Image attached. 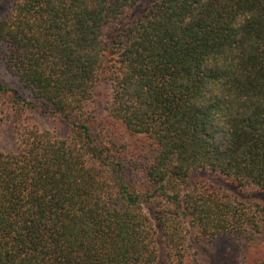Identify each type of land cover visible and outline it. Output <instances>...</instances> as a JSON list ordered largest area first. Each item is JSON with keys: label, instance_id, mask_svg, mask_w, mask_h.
<instances>
[{"label": "trees", "instance_id": "trees-1", "mask_svg": "<svg viewBox=\"0 0 264 264\" xmlns=\"http://www.w3.org/2000/svg\"><path fill=\"white\" fill-rule=\"evenodd\" d=\"M139 1L0 12V130L17 139L0 148V264H157L159 246L203 264L191 240L264 237V201L195 181L264 195V0H151L129 22Z\"/></svg>", "mask_w": 264, "mask_h": 264}, {"label": "rangeland", "instance_id": "rangeland-1", "mask_svg": "<svg viewBox=\"0 0 264 264\" xmlns=\"http://www.w3.org/2000/svg\"><path fill=\"white\" fill-rule=\"evenodd\" d=\"M14 0H0V12H4L12 4ZM151 0H140L135 8L128 16V21H133L139 14H141ZM3 71V69H2ZM4 73V71H3ZM8 81L10 78L5 75ZM111 91L110 83L106 78L101 77L94 88L95 101L90 104V110L93 115L103 116L105 113V106L107 98ZM34 122L41 128H47L59 132L60 135L65 134V127L56 121L33 114ZM13 120H6L2 124L0 130V148L4 151L13 148L16 145L17 139L15 136ZM196 182H208L210 184L221 185L222 189L227 192H237L240 198L246 200L258 199L264 201L263 194L237 191L231 186L211 174L198 173L195 174ZM226 189V190H225ZM250 193V194H249ZM192 247L196 251L197 256L203 264H251L255 260L264 258V237L256 239H248L245 236L234 233L222 234L214 238L212 241L206 240H191ZM157 264L163 263V250L159 246V256Z\"/></svg>", "mask_w": 264, "mask_h": 264}]
</instances>
